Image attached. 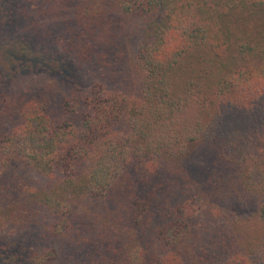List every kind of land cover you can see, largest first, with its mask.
Wrapping results in <instances>:
<instances>
[{"label":"trees","instance_id":"obj_1","mask_svg":"<svg viewBox=\"0 0 264 264\" xmlns=\"http://www.w3.org/2000/svg\"><path fill=\"white\" fill-rule=\"evenodd\" d=\"M12 7L2 38L28 48L0 55V259L188 264L211 199L264 195V0ZM224 264H264V240Z\"/></svg>","mask_w":264,"mask_h":264},{"label":"rangeland","instance_id":"obj_2","mask_svg":"<svg viewBox=\"0 0 264 264\" xmlns=\"http://www.w3.org/2000/svg\"><path fill=\"white\" fill-rule=\"evenodd\" d=\"M22 0H0V21L2 14L7 13L9 10H12V17H7V21L14 24L16 21L14 13L16 10L12 7L14 2ZM20 6L18 7L19 10ZM6 24V22H4ZM2 25H0L1 29ZM12 25L9 34L5 38H2L3 33L0 32V55L2 56L3 61H6L8 58L5 57L6 52H17L25 51L28 46L19 43L18 40L13 39ZM21 29L20 27L15 30ZM11 47V48H10ZM4 50L5 53H2ZM74 65V64H73ZM9 80V79H8ZM28 80L22 77L21 75L16 78L15 81L9 80L11 83H8L9 88H16L25 84ZM243 127V126H242ZM227 194V192L225 193ZM223 199H211L208 202L209 205L221 206L224 205L223 210L218 215L210 212L208 205H205L204 208L197 213L194 218L195 229H199L200 236L197 239V248L195 251L197 254L191 258V261L188 264H224L226 259L230 257L237 248L244 246V243L249 238H259L264 240V220L260 216V207L264 204V195H238L230 194L222 195ZM225 200V201H222ZM205 218L207 220H205ZM204 221H207V226L200 230L203 226ZM25 251H22L24 254ZM11 257V256H10ZM3 261V264H13L14 261H9L8 255H5L0 259ZM20 262V263H19ZM22 259H17L16 264H22ZM1 263V262H0Z\"/></svg>","mask_w":264,"mask_h":264}]
</instances>
